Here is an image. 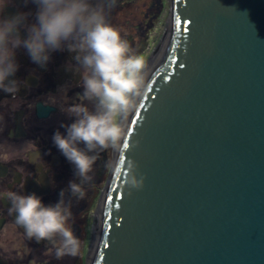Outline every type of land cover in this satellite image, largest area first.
Listing matches in <instances>:
<instances>
[{
	"label": "water",
	"instance_id": "1",
	"mask_svg": "<svg viewBox=\"0 0 264 264\" xmlns=\"http://www.w3.org/2000/svg\"><path fill=\"white\" fill-rule=\"evenodd\" d=\"M172 5L113 159L145 185L110 168L88 264H264V0Z\"/></svg>",
	"mask_w": 264,
	"mask_h": 264
},
{
	"label": "clouds",
	"instance_id": "2",
	"mask_svg": "<svg viewBox=\"0 0 264 264\" xmlns=\"http://www.w3.org/2000/svg\"><path fill=\"white\" fill-rule=\"evenodd\" d=\"M24 4L35 5V13L21 10L8 16L9 4H0V90L14 96L19 89L18 79H9L20 68L19 49L40 66L47 64L53 52L66 50L75 53L72 58L82 71V96L93 108L82 103L60 107L75 120L62 124L66 134L57 130L52 139L74 165L75 178L61 190L59 201L45 205L35 193L9 192L4 197L11 201L16 223L24 228L28 239L39 243L59 237L55 257H77L81 240L69 227L72 198L76 202L86 198L85 186L93 181V166L101 152L133 151L124 122L144 95L146 61L132 53L120 30L108 22V13L117 0H24ZM107 166L115 167L117 173L126 169L123 180L129 195L143 189L146 176L139 172L134 157Z\"/></svg>",
	"mask_w": 264,
	"mask_h": 264
},
{
	"label": "bare ground",
	"instance_id": "3",
	"mask_svg": "<svg viewBox=\"0 0 264 264\" xmlns=\"http://www.w3.org/2000/svg\"><path fill=\"white\" fill-rule=\"evenodd\" d=\"M5 2L9 4L5 12L8 16L21 10L35 13V5L25 6L24 0H0V4ZM114 17L111 10L108 22L117 28L119 25ZM26 34V31L21 32L22 36ZM72 55L75 53L57 50L51 54L46 65L40 66L33 63L21 48L17 52L20 68L15 76L9 77L18 79L19 89L14 96L0 90V264L84 263L88 245L85 247L87 216L94 192L97 193L94 181L99 178L93 177L91 184L85 186L87 195L84 200L76 202L72 198L73 216L69 220V227L81 240V252L77 257H55L59 237L39 243L35 239H28L24 228L16 223L11 201L4 197L9 192L35 193L45 205L55 204L60 199L61 190L67 188L69 181L75 178L74 165L58 150L52 139L57 130L66 134L62 124L75 120V117L69 118L62 112L60 107L82 103L93 108V104L82 96V71L76 66ZM80 147L84 145L80 144ZM111 151L109 149L99 154L93 166L94 173L107 168ZM94 213H90L91 218ZM92 222L93 219L91 225Z\"/></svg>",
	"mask_w": 264,
	"mask_h": 264
},
{
	"label": "rangeland",
	"instance_id": "4",
	"mask_svg": "<svg viewBox=\"0 0 264 264\" xmlns=\"http://www.w3.org/2000/svg\"><path fill=\"white\" fill-rule=\"evenodd\" d=\"M112 10L115 22L119 25L117 28L127 41L132 53L141 55L145 59L146 78L161 53L171 28L173 22L172 0H117V4ZM109 156L111 157L108 158L109 162H113L114 152L111 151ZM107 168V170L103 168L100 172L92 173L93 177L96 176V179H99L94 181L97 193L94 192L95 197L91 201L92 207L90 206L89 211L90 213L95 211L94 217L98 220L95 222L93 229V222L91 225V221L92 219L94 220V217L91 218L92 214L90 215V213L87 216L86 226L88 233L85 236V247L88 245L83 264H88L89 262L92 242L104 210L106 183L110 175V167L107 166ZM104 170L107 172L104 173ZM85 247L83 250H85ZM67 264H69L68 261Z\"/></svg>",
	"mask_w": 264,
	"mask_h": 264
}]
</instances>
